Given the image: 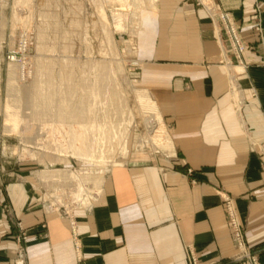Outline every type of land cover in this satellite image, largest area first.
I'll return each mask as SVG.
<instances>
[{
    "label": "crops",
    "instance_id": "1",
    "mask_svg": "<svg viewBox=\"0 0 264 264\" xmlns=\"http://www.w3.org/2000/svg\"><path fill=\"white\" fill-rule=\"evenodd\" d=\"M205 3L235 20L239 61ZM155 11L137 84L163 146L132 130L99 195L69 215L39 205L33 174L13 171L0 191V264H188L187 248L199 264H251L239 260L225 197L264 264V0H157Z\"/></svg>",
    "mask_w": 264,
    "mask_h": 264
},
{
    "label": "rangeland",
    "instance_id": "2",
    "mask_svg": "<svg viewBox=\"0 0 264 264\" xmlns=\"http://www.w3.org/2000/svg\"><path fill=\"white\" fill-rule=\"evenodd\" d=\"M156 2L0 0V191L12 182L13 171L32 173L39 205L69 215L89 207L99 195L109 169L125 156L132 130H141L153 146H163L157 133L153 138L147 133L145 119L157 120L158 115L137 84L139 40L155 15ZM210 3L204 4L205 13L218 24L232 53L221 10ZM45 61L51 62V71L41 69ZM68 85L72 92H65ZM48 92L54 93V101L83 102L81 124L91 128L87 135L95 134L92 122L111 129L113 138L101 148L109 154H78L68 136L76 124L55 121L54 108L39 97ZM93 139L88 136V143ZM49 172L64 174L67 182L50 180ZM66 191L79 193L78 199L64 200Z\"/></svg>",
    "mask_w": 264,
    "mask_h": 264
},
{
    "label": "bare ground",
    "instance_id": "3",
    "mask_svg": "<svg viewBox=\"0 0 264 264\" xmlns=\"http://www.w3.org/2000/svg\"><path fill=\"white\" fill-rule=\"evenodd\" d=\"M51 67H52L51 62L50 61H45V62L42 63L41 69H44V71H46V70L48 71L50 69V71H51ZM49 77L50 76H46V79H48V81H49V79H51ZM48 83H50V82H48ZM72 89L73 88L71 87V85H68L66 87V91L65 92H68V93L70 91L72 92ZM53 94L54 93H52V92H48V93H45V94L43 93L42 95H39V97L42 96L41 98H42L43 101L46 102V106H48L50 108H54V117L56 116L55 121L57 123L62 124V123H64V121H66L67 123H71L72 122V123L76 124V127L75 126H74L75 128L73 127L74 129H70V131L73 132V134L72 135H69L68 134V136L70 138L72 137V142L70 144L72 146H74L75 149H77V152H79L78 154L81 155V156H84L86 158L87 157H93L94 158V156H97V158H98V157H100L101 154H105V152L109 154V151L108 150L107 151L106 150L103 151L101 148L103 147V144L105 142H108L109 138H113V136H114V135H112L113 132L110 134V130L111 129H108L107 126H105V125H102V126L96 125V127H93L94 126V122H92V125L93 126L91 125L90 127H92L94 129L93 132L95 134L93 136H92V133L90 134L91 136L90 135H87L86 132H88L91 128L87 129L85 127V125H82L81 124V121L83 120V117L85 115L84 112L86 111V110H84L83 108L80 107L81 106V103H83V102L79 103L78 105H76L77 103L75 105H72V103L71 104L69 103V100L70 99H68V101H66L64 97L60 98L58 101H54L53 98H52ZM92 97H94V95H92ZM81 98L83 100V96ZM88 110H91V108L88 109ZM159 121L160 120H159L158 116H157V120L156 119L155 120L154 119H148V118L145 119V122H146V125H147L146 126L147 133L150 135V137L153 138L154 137L153 134L157 133L158 134L157 137L160 138L158 140H162L163 141V134H162L163 133V130H162V127L160 128V126H161L160 124L161 123ZM123 131H124L123 132V135L124 134L126 135L125 129ZM61 133H62V130H61ZM88 136H89V138L90 137H93L94 138L91 143H88V141H87ZM40 148H41V146H40ZM23 151H22L23 152L22 154L26 153L25 152L26 150H23ZM123 152L125 153L124 150H123ZM39 157H41V156H39ZM43 157H45V156H43ZM107 158L108 159L111 158L110 155H108ZM47 176L50 178V180H51L52 177H54V178H59V180H62V181L63 180L64 181L66 180V182H67V176H65L64 174L59 176V175L56 174V172H52V173L49 172V173H47ZM96 191H98V190H96ZM70 197L71 198H75L74 200H76L79 197V193L75 194V192H74V194L69 195L68 192L66 191L65 194H63V197L62 198L64 200L65 199L70 200Z\"/></svg>",
    "mask_w": 264,
    "mask_h": 264
},
{
    "label": "built area",
    "instance_id": "4",
    "mask_svg": "<svg viewBox=\"0 0 264 264\" xmlns=\"http://www.w3.org/2000/svg\"><path fill=\"white\" fill-rule=\"evenodd\" d=\"M220 11V10H219ZM220 21L223 25V30L226 32L228 40L230 41L231 48H232V55L234 58L239 61L242 53L245 51L246 47L240 42L239 37L236 32L235 23L232 20V17L224 11H220ZM264 169V160L262 163ZM223 206L225 209L226 219L229 224L232 241L235 247L242 251L243 255L239 258L248 259L251 264H258L256 255H252L251 252H247L245 250V240H244V233L242 225L237 217L236 210L234 208L233 202L228 198L225 197L223 199ZM21 253L19 257H21ZM186 256L188 264H199L194 252L190 249H186Z\"/></svg>",
    "mask_w": 264,
    "mask_h": 264
}]
</instances>
